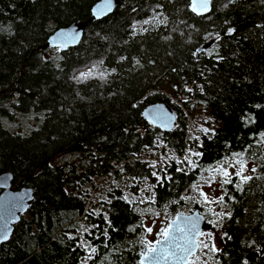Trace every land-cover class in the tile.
<instances>
[{
    "label": "trees",
    "instance_id": "obj_1",
    "mask_svg": "<svg viewBox=\"0 0 264 264\" xmlns=\"http://www.w3.org/2000/svg\"><path fill=\"white\" fill-rule=\"evenodd\" d=\"M97 1L0 0V173L11 171L12 185L34 195L0 246V264H139L146 210L125 191L145 180L151 205L178 213L207 167L241 152L256 163L252 179L222 185L218 245L210 239L189 264H264V0H212L206 15L193 14L190 0H120L87 23L78 45L46 47L57 28L86 21ZM165 74L176 76L174 101L156 91ZM155 102L174 109L172 125L141 118ZM197 105L220 125L195 141V168L172 161L156 180L143 152L160 141L182 156L183 108ZM30 114L36 125H6ZM192 208L210 221L203 206Z\"/></svg>",
    "mask_w": 264,
    "mask_h": 264
},
{
    "label": "rangeland",
    "instance_id": "obj_2",
    "mask_svg": "<svg viewBox=\"0 0 264 264\" xmlns=\"http://www.w3.org/2000/svg\"><path fill=\"white\" fill-rule=\"evenodd\" d=\"M176 80L175 75L165 74L161 77L159 87L156 91L166 94L171 100H175V95L173 89L171 88V83ZM178 104H180L178 102ZM136 104L133 105L132 110L126 113L121 114V116H127L128 114L134 113L133 111L136 108ZM188 109L183 108V114L187 120V139L188 144L185 150V153L182 156L174 154L170 148L163 145L160 141L157 143V148L151 151H145L144 154L141 156L142 159L147 160L149 165L152 168V173H156L154 178L156 180H160L161 175L165 174L166 169L169 167L172 161L176 164L183 163L187 169H190L192 166L185 160V157H189V159L193 162L195 155L192 153H197L195 149V141L197 144H200L202 141V136L204 134H208L213 132L220 124L215 120L213 116L209 114L207 110L201 108L200 106H195L194 109L191 111H187ZM37 120L35 119L34 114L19 116L14 121H10L9 123L6 122V125L9 128H14L17 130L26 129L31 127L32 125H36ZM207 129L208 131H204ZM233 156L224 158L219 162L214 163L213 165L206 168L204 173L202 174L201 178L194 184L196 187L193 186L189 187L185 193V205L180 208V212L188 213L193 210V201L198 203L199 205L203 206L204 210L209 213L210 215V222L215 227L216 231L214 232H207L202 236L204 243H207L210 239L214 241L215 247L218 245V241L216 239L217 235V228L219 227L223 215L226 211L217 206V201L222 194V180L224 177L219 173L214 171L218 166L223 165L225 168L228 169L230 173V177L236 176L235 172L236 169L239 167L238 165H234L229 167L228 161L232 160ZM245 164L244 175L250 176L256 167V163L251 160H247ZM182 167V166H181ZM215 176V179H211ZM237 182L241 183L240 178L237 177ZM134 183H131V186ZM201 192L206 193L209 201L212 202H204L203 197L201 196ZM125 197L131 202H138L142 208L146 210V214L144 216V226L145 228H151V232H147L145 230L144 239L146 242L154 243L159 237H161L160 233L161 230L167 227L168 221L175 216V211L169 208H158L156 206L151 205V202L154 198L153 188L147 181H142L133 193L130 191H125ZM179 212V211H178ZM219 214V215H218ZM87 231V226L82 223V230ZM81 244L85 247L88 253H91V245L87 242L83 235H81ZM206 260V257H198L195 258L192 264H201Z\"/></svg>",
    "mask_w": 264,
    "mask_h": 264
},
{
    "label": "water",
    "instance_id": "obj_3",
    "mask_svg": "<svg viewBox=\"0 0 264 264\" xmlns=\"http://www.w3.org/2000/svg\"><path fill=\"white\" fill-rule=\"evenodd\" d=\"M211 1L209 0L207 10L203 14H198V12H193L191 8L190 0V10L195 15H206L210 12ZM120 0H111V7L109 10L105 11L103 14H100V9L104 8L106 0H98L90 9V17L86 21L76 20L68 24L67 26H62L54 30L46 40V47H51L64 51L67 48L74 47L79 44L83 36L84 28L90 21L100 20L108 15H110L115 8L119 5ZM61 33H70L75 36L74 40L65 41L61 38ZM207 46L203 45L199 49L203 51ZM200 52V51H197ZM158 114H163L169 119L161 120L156 118ZM140 116L143 120L149 121L154 126L159 128H164V125H172L175 121V111L174 109L167 104L166 102H155L149 103L142 107L140 110ZM13 174L11 171H4L0 173V236L7 232V239H0L1 244L7 242L13 232L15 225L20 220V217L27 211L31 202L33 201V189L31 187L20 185L14 187L12 185ZM22 181L19 182V184ZM182 214V215H180ZM184 217H200L199 220V230L203 232L204 230L212 229L213 225L210 221L206 219L204 214L199 210V208H194L188 213L178 212L173 218L168 221V224H173V229L175 228L176 223H180ZM170 229V233L173 231ZM160 241L159 246H164V237H159L156 241ZM155 241V242H156ZM154 242V243H155ZM198 248L195 249L183 262H177L171 259H161L158 264H189L191 258L196 254ZM142 251H146V247H143ZM141 254L139 257V264L141 262ZM145 264H148V261H145Z\"/></svg>",
    "mask_w": 264,
    "mask_h": 264
},
{
    "label": "snow or ice",
    "instance_id": "obj_4",
    "mask_svg": "<svg viewBox=\"0 0 264 264\" xmlns=\"http://www.w3.org/2000/svg\"><path fill=\"white\" fill-rule=\"evenodd\" d=\"M209 0H191V8L193 12H198V14H203L204 11L207 10ZM111 7V0H106L104 8L100 9V14H103L105 11L109 10ZM145 23H148V21H145ZM233 31L232 29H229V32ZM61 38L65 41L68 40H74L75 36L70 33H61ZM197 51H201L200 49H197ZM195 55V53H193ZM139 63V61H137ZM113 71H115L113 69ZM91 74V70H89V73H81L80 78H86L88 75ZM101 77L103 78V74H101ZM191 91V89H189ZM156 118H159L161 120L169 119V117L164 116L163 114H158ZM204 131H208L207 129H204ZM262 137H264V134H261ZM192 155L199 156L201 153H192ZM185 160L188 161V163L195 168L196 165L189 159V157H185ZM229 167H232L234 165H238L239 167L236 169L235 175L240 178L241 184L246 183L247 181L251 180V176L244 175L245 170V164L246 161L244 160V153H233V159L228 161ZM177 171H184L183 168H178ZM214 171L219 172L224 179L222 180V184H230L232 183V179L230 177V173L228 172V169L225 168L223 165L218 166ZM255 171V169H253ZM155 176L156 173H153ZM211 179H215V176H213ZM240 184H237L236 187L240 188ZM195 188L196 186L193 185ZM201 196L203 197L204 202H212L209 201V198L206 193L201 192ZM224 200V197L221 196L218 198L217 203H222ZM182 215V214H180ZM219 215V214H218ZM230 215V214H228ZM199 220L200 217H184V219L180 223H176L175 228L173 229V224H169L167 227L161 230L160 235L164 237V246H159L161 242L158 240L155 243L151 242H145L142 241V243L145 244L146 251L141 252V262L140 264H145V261H148V264H158V262L161 259H171L177 262H183L187 260L188 256L197 248H199L201 245H203L204 248H208L209 245L205 244L203 241L199 240V237L204 235L203 232L199 230ZM170 229H173V231L170 233ZM147 232H151V228L146 229ZM7 232L5 231L2 236H0V239L6 240ZM212 251H216L215 247L212 246ZM93 252H95V249H92Z\"/></svg>",
    "mask_w": 264,
    "mask_h": 264
},
{
    "label": "built area",
    "instance_id": "obj_5",
    "mask_svg": "<svg viewBox=\"0 0 264 264\" xmlns=\"http://www.w3.org/2000/svg\"><path fill=\"white\" fill-rule=\"evenodd\" d=\"M103 178V177H102Z\"/></svg>",
    "mask_w": 264,
    "mask_h": 264
}]
</instances>
